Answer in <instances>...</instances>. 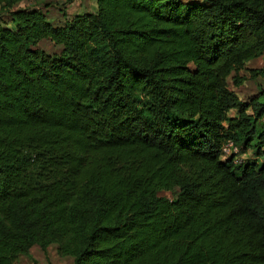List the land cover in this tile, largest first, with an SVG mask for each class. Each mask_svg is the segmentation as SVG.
Instances as JSON below:
<instances>
[{
	"label": "trees",
	"instance_id": "trees-1",
	"mask_svg": "<svg viewBox=\"0 0 264 264\" xmlns=\"http://www.w3.org/2000/svg\"><path fill=\"white\" fill-rule=\"evenodd\" d=\"M23 1L0 0V264L52 244L73 264H264V89L229 86L264 75L241 74L264 0H96L60 25Z\"/></svg>",
	"mask_w": 264,
	"mask_h": 264
},
{
	"label": "rangeland",
	"instance_id": "rangeland-1",
	"mask_svg": "<svg viewBox=\"0 0 264 264\" xmlns=\"http://www.w3.org/2000/svg\"><path fill=\"white\" fill-rule=\"evenodd\" d=\"M63 0H24L17 4V8L34 7L38 6L43 8L48 13V17L56 25L64 24L68 19L72 18L76 13H83L94 11L97 9L96 0H76L72 4H62ZM194 1V0H184ZM0 20L3 22H10L9 15L4 11L0 10ZM39 47L49 53H58L59 47L55 45L49 39H44L39 43ZM247 68L241 71L242 75L250 76V68H261L264 67V54L255 60L250 61ZM229 86L231 89H235L238 95L244 101H248L251 97L257 95L259 91L264 89V75H259L256 79L248 78L241 86L235 87L232 83V77H229ZM255 156L253 150H248L243 154V160H252ZM170 196L169 193H163ZM32 257L23 255L21 256L17 264H73V258L70 256H61L58 252V245L52 244L48 247L47 251H43L39 246H34L31 250ZM33 259L36 262H33Z\"/></svg>",
	"mask_w": 264,
	"mask_h": 264
},
{
	"label": "built area",
	"instance_id": "built-area-1",
	"mask_svg": "<svg viewBox=\"0 0 264 264\" xmlns=\"http://www.w3.org/2000/svg\"><path fill=\"white\" fill-rule=\"evenodd\" d=\"M223 155L225 157L234 155L237 158V162L242 163L243 161V154L240 152V147L235 145L233 141H229L223 146Z\"/></svg>",
	"mask_w": 264,
	"mask_h": 264
},
{
	"label": "crops",
	"instance_id": "crops-1",
	"mask_svg": "<svg viewBox=\"0 0 264 264\" xmlns=\"http://www.w3.org/2000/svg\"><path fill=\"white\" fill-rule=\"evenodd\" d=\"M257 59V58H256ZM253 60H255V59H253ZM252 61V60H251ZM250 62V61H249ZM248 62V63H249ZM247 63V64H248ZM235 90V89H234ZM241 98V97H240ZM243 100V99H242ZM229 116H231V117H233V116H236L237 115V111H236V109H231L230 111H229ZM73 260V259H72Z\"/></svg>",
	"mask_w": 264,
	"mask_h": 264
}]
</instances>
